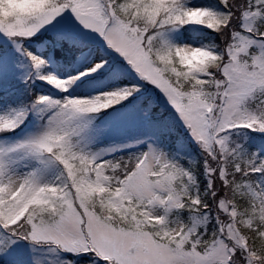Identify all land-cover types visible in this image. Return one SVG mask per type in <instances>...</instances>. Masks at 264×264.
<instances>
[{"label": "snow or ice", "instance_id": "obj_1", "mask_svg": "<svg viewBox=\"0 0 264 264\" xmlns=\"http://www.w3.org/2000/svg\"><path fill=\"white\" fill-rule=\"evenodd\" d=\"M264 264V0H0V264Z\"/></svg>", "mask_w": 264, "mask_h": 264}, {"label": "rangeland", "instance_id": "obj_2", "mask_svg": "<svg viewBox=\"0 0 264 264\" xmlns=\"http://www.w3.org/2000/svg\"><path fill=\"white\" fill-rule=\"evenodd\" d=\"M36 264H58L59 256L57 253L38 247L34 252Z\"/></svg>", "mask_w": 264, "mask_h": 264}]
</instances>
